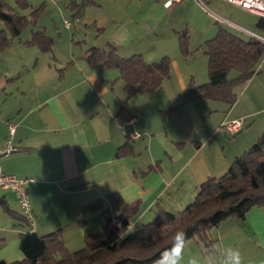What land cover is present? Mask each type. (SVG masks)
<instances>
[{"label": "crops", "instance_id": "obj_1", "mask_svg": "<svg viewBox=\"0 0 264 264\" xmlns=\"http://www.w3.org/2000/svg\"><path fill=\"white\" fill-rule=\"evenodd\" d=\"M4 1L17 6L16 0ZM25 1L28 7L17 8H31L21 14L30 18L35 2L56 6L84 0ZM85 1L101 6L110 0ZM151 1L170 8L169 13L174 8H187L185 15L189 14L193 25L205 30L201 40L213 33V21L218 27L220 21L229 24L235 31L228 30L244 39L251 36L240 27L264 35V26H258L256 18L252 23L242 22L247 27L242 26L217 12L205 11L203 0H182L169 6L168 0ZM120 2L117 10L121 17L111 18L120 21L119 31L125 17L139 13L141 6L140 0ZM251 13L259 19L258 14ZM254 24L262 31L252 29ZM70 26L66 21L64 27ZM36 30L45 32L55 43L45 27L30 32ZM14 40L17 38L12 45ZM11 44L0 51V149L8 139L15 149L0 155V167L18 178L31 179L25 185L34 216L29 227L40 235L61 229L68 246L77 244L86 233L79 223L90 225L96 220L102 226L104 214L97 210L87 213L86 207L111 192H118L127 202L139 201V211L130 219L135 229L156 217L157 204L170 212L181 210L193 200L201 181L225 173L264 129V58L258 71L236 88L239 95L231 106L203 95L186 97L190 74L182 72L175 60L167 77L173 78L174 84L166 97L156 96L162 88L150 92L151 97H131L125 105L126 118L120 123L116 118L123 97L114 92L120 79L117 70H92L82 56L85 52L76 54L73 49L44 53L37 46L26 45L30 49L23 50ZM29 75L35 79L32 97H27L31 90L24 80ZM205 76L194 84L206 82ZM233 118H243L246 130L242 127L229 133L221 126L222 121ZM9 124L14 125L11 136ZM134 132L139 136L133 137ZM126 140L132 143L133 152L117 156L119 145ZM0 190L9 192L0 196L11 209L21 212L13 192ZM2 214L0 211V259L19 260L23 257L16 248L19 234L29 228L17 227L27 223ZM209 233L217 240L216 254L229 247L238 248L243 264H264V206L252 207L243 220L224 219ZM192 239L187 241L182 264H188L191 258L203 261L200 243L196 239L190 243Z\"/></svg>", "mask_w": 264, "mask_h": 264}, {"label": "trees", "instance_id": "obj_2", "mask_svg": "<svg viewBox=\"0 0 264 264\" xmlns=\"http://www.w3.org/2000/svg\"><path fill=\"white\" fill-rule=\"evenodd\" d=\"M86 3L85 0L82 3L72 1L68 5L72 15H81ZM16 5L19 8L28 7L25 0H16ZM39 10L40 7L32 9L28 18L0 0V22L5 26L0 30V51L17 38L26 45L37 46L44 53H53V40L45 32L32 31L25 40L20 37L28 24L36 23ZM256 23L264 26V18L260 16ZM186 38L185 32L180 33L184 53L188 51ZM108 45V48L90 47L82 56L92 70L111 68L119 72L125 96L116 119L122 123L126 118L127 101L137 93L160 89L171 75V60L163 56L158 61L147 62L141 54L122 56L114 44L109 42ZM201 47L207 56L208 80L197 85L190 83L185 90L186 97L203 95L231 106L239 95L236 88L258 71L264 58V44L253 36L248 39L239 37L219 25L216 34L206 39ZM131 144L126 140L119 145L116 155L131 154ZM104 199H96L86 207L100 210L104 214V223L102 230L84 234V247L70 251L62 239L61 229L43 235L28 230L19 234L23 257L14 261L0 259V264H154L161 251L170 247L177 231H184L187 241L193 238L201 243L204 254L214 253L217 240L209 233L211 228L224 219L243 220L252 207L264 206V133L234 158L225 173L201 181L193 200L185 207L170 212L157 204L156 217L144 222L132 233L127 226L131 217L139 211V201L127 202L118 192L108 193ZM6 201L4 196H0V207L13 218L30 225L25 215L11 209Z\"/></svg>", "mask_w": 264, "mask_h": 264}, {"label": "rangeland", "instance_id": "obj_3", "mask_svg": "<svg viewBox=\"0 0 264 264\" xmlns=\"http://www.w3.org/2000/svg\"><path fill=\"white\" fill-rule=\"evenodd\" d=\"M203 1L205 3V11L210 12L212 10L217 12L225 18H229L230 20L237 22V24H241L242 26H246L245 24H242V22L244 23L246 21H251L252 23L255 18L256 21L258 20V17L253 16L252 13L250 14V12L247 10L245 11L226 0ZM140 2L141 6L138 7L139 13L125 17L124 25L122 28H120V31L118 29L120 27V21H111V18L118 20L121 17L120 12L117 10L121 5L120 0H110L108 2H104L101 6L89 4L84 6L83 13L78 16L72 15L71 9L68 5L58 4L56 6H52L50 4H44L43 1L35 2L32 6L40 7L38 17L36 18V23L34 25L28 24L23 29V31H21V36L23 39H26L31 34V29L45 27V31L52 35L55 39V43H52L53 49L55 51L56 49H61L66 53L70 49H73L76 54H79L80 52L84 53L86 49L92 46L108 48V43L110 42L114 44L115 47L117 46L116 49L119 47L120 51L117 49V52L122 56L141 54L144 60L147 62L158 61L163 56L169 57L172 63L177 60L181 71L187 73L188 75L190 74L188 77V85L190 83L194 84V81L200 80L202 75H206L205 77L207 81V57L203 51V48L201 47L205 40H201L200 38L202 35L201 32H204L205 30L202 31L193 25L189 14L185 15L187 8H174L171 13H169L170 8H164L157 2H152L151 0H140ZM172 2L176 1L168 2L167 6H169ZM10 5L15 7L13 3ZM15 8L20 14H27L31 10V8ZM123 10H126L125 6H123ZM216 19L218 20V18ZM66 21L71 24L70 28L64 27ZM220 24L231 31H235V28L229 26L227 23L225 24L224 22L220 21ZM211 25H213L214 30L213 33H208L209 35L211 34L210 37L216 34L218 27L214 21ZM3 27L4 25L2 22H0V29ZM252 29L260 32L262 31L261 29H258L255 24ZM182 32H185L187 35L186 46L188 51H186V53L182 52L183 50L179 39V35ZM262 33H264V31H262ZM122 38L123 41H120ZM11 47H16L19 49L21 48L23 50L30 49V47L20 44L18 39L13 41V45L11 44ZM233 74L234 72L232 75ZM24 80L27 87H29V90H31V92L29 91V95L27 97L35 96L34 92L32 91L33 88H35V84L33 83L35 82V79L33 76L29 75L25 77ZM173 81V78H166L165 82L162 84V89L159 91L160 94H156V96L166 97L168 90H171V88H169L170 85L174 84ZM51 83H53L52 85L54 86V81ZM114 92L121 93L122 97L125 96L123 93V82L121 79L117 80V83H115ZM149 93H137L131 97H151L149 95L153 94H151L152 92L150 94ZM243 128V131H245L246 126H243ZM262 133H264V129H262L257 139H259ZM239 135L240 134H237L235 137L237 138ZM231 138L232 137L230 136V139ZM257 139L253 142H257ZM254 143H251L250 146ZM250 146H247L244 151ZM7 193L9 192L0 190V195ZM17 208L20 209V207ZM0 211L6 214L2 215L7 216L8 218L12 217L1 207ZM90 211L92 213H97L95 212L96 210L89 209H87L86 212L89 213ZM12 220H14V223L17 225L16 220ZM79 224L86 233L102 230V226L97 225L98 223L96 220H92L90 225H87L86 223ZM29 226V224H24V227H22V225H17V227H27L29 230H32V228ZM194 241L196 242L195 239H192L190 243H193ZM84 245L85 243L83 238L81 241L77 242V244H71L70 246L66 244L70 251L79 250L80 248L84 247ZM202 246L203 245L200 243V253L201 256L204 257L202 259L203 261H201L203 264V262L207 260L209 254L203 253ZM18 247L19 245L17 244L16 248L18 249ZM11 248L14 249V247ZM213 255L215 256L217 264H219V260L222 258V256L219 253L216 254V251H214Z\"/></svg>", "mask_w": 264, "mask_h": 264}, {"label": "built area", "instance_id": "obj_4", "mask_svg": "<svg viewBox=\"0 0 264 264\" xmlns=\"http://www.w3.org/2000/svg\"><path fill=\"white\" fill-rule=\"evenodd\" d=\"M170 1H176L180 2L182 0H168ZM243 10L252 11L262 18H264V0H226ZM240 29L246 31L249 36H253L257 40H259L262 44H264V35L249 31L247 29L241 28ZM221 126L226 129L229 133H236L240 131L243 127V118H233L224 120L221 122ZM14 132V125L9 124V134L10 136ZM133 137L139 136V133L134 132ZM14 148V146L11 143V140L8 139L6 142V145L4 148L0 149V155L7 154L9 151L11 152ZM31 179L26 178H18L14 176L13 174L6 173L2 170L0 167V188L1 189H7L13 192L15 195L18 205L21 209V212L23 215H25L26 219L29 221L30 224H33L34 222V216L31 214V203L29 202L30 197L27 189H25L26 183Z\"/></svg>", "mask_w": 264, "mask_h": 264}, {"label": "clouds", "instance_id": "obj_5", "mask_svg": "<svg viewBox=\"0 0 264 264\" xmlns=\"http://www.w3.org/2000/svg\"><path fill=\"white\" fill-rule=\"evenodd\" d=\"M135 226V223L129 222L127 230L132 233L135 231ZM186 244V233L184 231H177L172 237L170 247L161 251L154 264H182ZM221 256L222 258L219 260V264H243L242 254L238 248H226L222 251ZM188 264H202V262L197 258H191L189 259ZM203 264H217L215 256L211 251L209 252L207 260L204 261Z\"/></svg>", "mask_w": 264, "mask_h": 264}]
</instances>
